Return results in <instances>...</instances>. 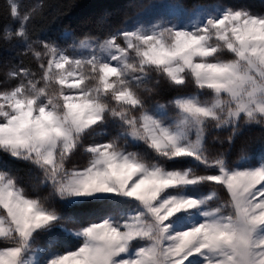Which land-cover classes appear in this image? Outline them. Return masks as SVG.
<instances>
[{
    "label": "snow or ice",
    "instance_id": "snow-or-ice-1",
    "mask_svg": "<svg viewBox=\"0 0 264 264\" xmlns=\"http://www.w3.org/2000/svg\"><path fill=\"white\" fill-rule=\"evenodd\" d=\"M72 2L51 16L0 9V264H264V13L170 0L172 22L125 15L107 31L104 15L66 46L42 37ZM178 158L205 171L165 166ZM8 161L35 169L31 188ZM110 196L136 206L84 222L66 207ZM181 210L198 222L174 228Z\"/></svg>",
    "mask_w": 264,
    "mask_h": 264
},
{
    "label": "trees",
    "instance_id": "trees-1",
    "mask_svg": "<svg viewBox=\"0 0 264 264\" xmlns=\"http://www.w3.org/2000/svg\"><path fill=\"white\" fill-rule=\"evenodd\" d=\"M72 0H38L36 4H33L30 0H21L20 4L22 10H28L31 8H37L42 11L44 16H51L55 14L60 9L61 5L68 4ZM183 2L191 6L193 4H200L203 6H217L223 8L234 7V8H245L253 13L260 14L264 13V0H183ZM149 0H74L72 2V7L68 8L65 16L61 17L57 23L53 24L46 32L40 33V35L53 38L58 41L61 46H66L72 42L73 36L83 35L85 32H90L91 34H96L95 21L107 15L108 24L106 25V30L111 31V29L119 25L125 15H129L132 18L128 21L131 25L136 19L140 17L133 15L135 10L148 4ZM164 4H171L170 0H151L150 6L145 9H151L153 6H160ZM4 0H0V9L3 8ZM65 25L68 27L69 31L65 34ZM4 21L0 18V33L3 31ZM35 30V29H33ZM103 32L100 33L103 36ZM11 51H6L4 54L6 56H13L16 49H23L24 44L18 40L13 41L11 44L7 45ZM2 74H0V82H2ZM226 133H221L225 135ZM99 139V137H97ZM210 147L215 150L221 147H228L227 143L223 146L217 142H212ZM238 146H233L229 149L227 153V160L231 164L238 157ZM131 151L137 152L139 155H146V158L151 159L152 153L142 144H133L130 148ZM259 153H257V156ZM7 157L0 156V161H7ZM257 162V157L254 156L251 161L246 160L245 166L249 164H255ZM8 164L13 172H18L21 177L24 178V184L22 186H27L31 188L32 183L35 182V169H30V165L24 162L8 161ZM169 169H179L184 170L186 168H192L199 173H203L205 169L199 163L187 158H178L176 160L168 161L165 165ZM202 194H208L210 189L207 186H201L198 188ZM41 195L47 194V188L40 189ZM91 199V198H88ZM59 203V201H57ZM66 207L75 209L80 216L81 222L96 219L102 217L103 215L111 212L113 215H119L120 213L127 212L129 207H135V204H130L127 199L108 197L103 203H85L83 200H78L71 202ZM68 245H74L77 243L74 239H69L67 241Z\"/></svg>",
    "mask_w": 264,
    "mask_h": 264
},
{
    "label": "rangeland",
    "instance_id": "rangeland-1",
    "mask_svg": "<svg viewBox=\"0 0 264 264\" xmlns=\"http://www.w3.org/2000/svg\"><path fill=\"white\" fill-rule=\"evenodd\" d=\"M33 4H36L38 0H30ZM21 2V0H19ZM207 11V14H219V11H223V8L217 7V6H205ZM161 17L166 18L169 22H172L173 20L177 19L175 13L172 11L171 4H164L160 6H153L151 9H148L144 11L138 19H136L130 27H135L139 24H144L145 26L151 25L156 22V20L160 19ZM180 21L182 23H187L190 22L191 20L195 19L194 16H189V15H182L179 17ZM70 52L74 53L76 56H86L88 54V49H70ZM187 159V158H185ZM193 161H195L192 158H189ZM196 162V161H195ZM198 163V162H197ZM246 160H241L237 166L243 167L245 166ZM202 166V165H201ZM196 190L200 194H202L199 189H193V186H188L187 188L184 189L186 192H190ZM202 195H207V194H202ZM110 197H116V198H122V199H127L123 198L120 196H110ZM78 201V200H77ZM75 202V201H73ZM136 206V205H135ZM187 210H181L180 213L174 214L173 220H174V228L177 230L188 227L190 226L193 222H198L199 217L195 214L191 215H185L184 213ZM75 240V239H74ZM194 264H201V261L199 258H196L194 260Z\"/></svg>",
    "mask_w": 264,
    "mask_h": 264
}]
</instances>
